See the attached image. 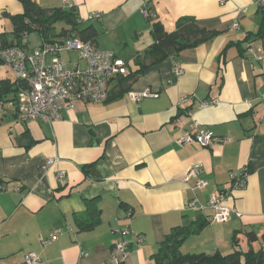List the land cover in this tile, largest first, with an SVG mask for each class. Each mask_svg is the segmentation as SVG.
<instances>
[{"label":"crops","instance_id":"obj_1","mask_svg":"<svg viewBox=\"0 0 264 264\" xmlns=\"http://www.w3.org/2000/svg\"><path fill=\"white\" fill-rule=\"evenodd\" d=\"M36 1L44 8H74L81 26L96 30V48L124 58L129 70L139 71L141 63L147 68L126 84L130 88L123 95H115V78L107 101H76L50 123L20 119L12 103L4 106L0 264H26L29 252L44 264H114L113 231L119 227L132 231L124 264H156L154 256L173 227L213 214L187 208L189 200L197 196L206 204L213 193L230 186L231 171L243 169L246 186L223 203L234 210L230 218L209 222L180 250L229 253L235 234L242 248H259L264 236V36L247 38L261 27L257 0ZM145 9L168 31L181 17L192 16L216 35L154 63L146 54L154 37ZM22 10L18 0H0V44L3 35L12 41L11 15ZM43 40L31 45L28 36L27 47L32 50ZM74 53L60 56L69 66L84 67L86 62ZM176 65L184 70L179 77L173 74ZM7 68L0 65L1 79ZM146 90L154 94L138 101L128 97ZM185 95L191 99L183 103ZM210 99L218 101L200 107ZM196 122L213 132L208 146L180 141L195 131ZM49 158L58 160L45 169ZM197 163L203 164L200 175L208 184L192 190L195 179L185 182L184 177ZM90 201L101 210L99 223L91 227ZM59 231L53 244H44ZM249 233L257 238L249 239Z\"/></svg>","mask_w":264,"mask_h":264},{"label":"built area","instance_id":"obj_2","mask_svg":"<svg viewBox=\"0 0 264 264\" xmlns=\"http://www.w3.org/2000/svg\"><path fill=\"white\" fill-rule=\"evenodd\" d=\"M257 3L264 5V0H257ZM145 14L151 15L147 9ZM94 17H99V14H93L91 18ZM238 26V22L232 25L233 28ZM27 43V39H24L22 45L9 46L0 52L5 65L23 84L19 87L18 99L12 103L20 119L34 118L50 123L60 119L64 109L74 108L76 101L105 102L109 97L112 80L129 73L127 60L117 56L113 51L99 50L91 41H83L76 37L44 40L32 50L27 47ZM63 51L77 52L86 65L84 67L67 65L60 56ZM183 72L179 65L174 68V75L177 77ZM153 94L150 90L143 93L132 92L129 98L138 101L144 96ZM190 99V95H185L181 101L185 103ZM217 101V99L204 100L199 105L203 107ZM2 109L3 106L0 105V112ZM194 130L182 136L180 141L182 143L196 141L202 146H208L214 138L212 131L201 127L197 122L194 124ZM55 161L56 158H49L46 165L51 166ZM202 168L203 164L197 163L184 177L185 182L195 179L192 190L203 189L208 184V181L200 175ZM229 176V187L213 193L206 204L201 203L198 197L194 196L187 203V208H199L202 211L210 209L213 213L208 217L210 222L221 223L228 220L234 210L227 208L223 203L233 191L244 188L248 180L246 169L231 171ZM58 177L62 179L64 172ZM126 214L128 217L132 215L129 210ZM113 232L117 235L113 245V263L124 264L130 254L131 241L128 237L132 231L129 228L119 227ZM62 233V231L51 233L50 237L43 241L44 244H53ZM25 263L44 264L35 252L25 254Z\"/></svg>","mask_w":264,"mask_h":264},{"label":"trees","instance_id":"obj_3","mask_svg":"<svg viewBox=\"0 0 264 264\" xmlns=\"http://www.w3.org/2000/svg\"><path fill=\"white\" fill-rule=\"evenodd\" d=\"M18 1L22 4L23 10L18 14L11 15L14 25L12 31L13 39L9 42L5 38V35H3L0 52L9 46L22 45L23 40L27 39L28 41V36L34 31H38L44 40L48 41L76 37L93 43L97 35L92 25L87 27L81 26L82 21L74 8H44L36 0ZM259 6L263 15L260 30L256 34L249 35L247 38L264 36V5ZM149 17L153 21L151 32L154 42L147 49L146 54L154 57V63L169 56H176L183 49L196 46L203 41L212 39L216 35V32L202 27L197 19L192 16L181 17L173 31H168L163 23L156 19L157 16L150 15ZM58 22L65 23L67 26L63 27L59 34H54V25ZM3 63L4 60L0 55V65H3ZM145 68H147V65L141 63L139 71L129 70L128 74L119 77L117 85L119 92L115 95L121 96L125 91L129 90L130 87L126 84L142 74ZM20 85L23 84L17 77L14 82L9 78H0V105L3 108L4 106L5 108L8 107L10 103L16 102ZM3 114L1 111L0 116L2 117ZM94 202L90 201L89 206ZM89 208L91 209V223L88 226L91 227L99 223L101 210L97 207V203H94ZM209 222L207 218L199 215L192 224L173 227L165 235L159 251L154 256L156 264H264V236L262 237L261 246L257 249L254 247L248 249L242 248L235 234L233 237V250L229 253L216 252L214 254H207L203 252L183 254L180 250L182 243L190 236L199 233ZM248 236L251 240L257 238L255 233H249Z\"/></svg>","mask_w":264,"mask_h":264},{"label":"rangeland","instance_id":"obj_4","mask_svg":"<svg viewBox=\"0 0 264 264\" xmlns=\"http://www.w3.org/2000/svg\"><path fill=\"white\" fill-rule=\"evenodd\" d=\"M65 26H67L65 23H61V22H58V23H56L55 25H54V30H53V32H54V34H59L61 31H62V29H63V27H65ZM54 38H56V37H54ZM40 39H42V37H41V34L38 32V31H34V32H32L30 35H29V40H30V44L31 45H35V44H37L38 42H39V40ZM74 55H75V57H77V53H74ZM177 66V65H176ZM175 66V67H176ZM174 67V68H175ZM8 69V68H7ZM173 74H174V69H173ZM3 77H5V78H11V77H14V73L12 72V70H4V76ZM122 77V76H121ZM172 83V82H171ZM130 94V93H129ZM129 94H128V97H129ZM57 160H58V158H56ZM56 162V161H55ZM47 163V162H46ZM48 167H50V166H47V165H45V169H47ZM60 180H62L61 178H59ZM245 248V247H244ZM24 262H25V257H24Z\"/></svg>","mask_w":264,"mask_h":264},{"label":"water","instance_id":"obj_5","mask_svg":"<svg viewBox=\"0 0 264 264\" xmlns=\"http://www.w3.org/2000/svg\"><path fill=\"white\" fill-rule=\"evenodd\" d=\"M0 100H1V91H0Z\"/></svg>","mask_w":264,"mask_h":264}]
</instances>
